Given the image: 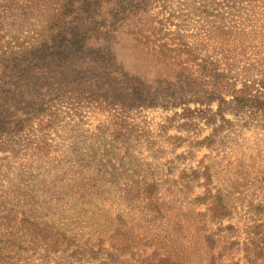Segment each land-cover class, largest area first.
I'll use <instances>...</instances> for the list:
<instances>
[{"label": "rangeland", "instance_id": "obj_1", "mask_svg": "<svg viewBox=\"0 0 264 264\" xmlns=\"http://www.w3.org/2000/svg\"><path fill=\"white\" fill-rule=\"evenodd\" d=\"M63 2L0 0V64L40 68L35 76L72 96L50 125L44 111L23 135L0 138V264H264V110L101 102L92 84L116 86L100 94L140 90L128 79L152 8L81 0L65 17ZM242 4L173 0L168 11L203 55L259 75L264 41L251 23L243 44L237 28L245 9L264 0ZM13 44L27 66L7 51ZM120 68L131 71L122 78ZM36 226L63 233L61 248Z\"/></svg>", "mask_w": 264, "mask_h": 264}, {"label": "trees", "instance_id": "obj_2", "mask_svg": "<svg viewBox=\"0 0 264 264\" xmlns=\"http://www.w3.org/2000/svg\"><path fill=\"white\" fill-rule=\"evenodd\" d=\"M81 0H64L60 5L62 15L70 17L77 12ZM261 0H259L260 2ZM243 0H232L233 9L243 6ZM148 10L145 15L140 36L134 46L138 66L133 69L128 81L143 91L135 93L111 91L100 94L107 88H115L114 84L102 83L95 85L99 89L93 96L105 102L121 103L130 106H150L152 103L180 105L186 102L219 101L232 102L236 109L257 108L264 110V70L255 74L251 68L244 66L243 72H238L239 64L230 58H213L203 53L185 38L180 32L181 24L175 19L180 18L176 11L170 10L173 0H146ZM245 6V5H244ZM259 9V10H258ZM261 10V11H260ZM168 11V12H167ZM245 15L239 18L237 30L243 29L240 42L248 43L245 27L251 25L257 28L264 41V5L247 7ZM148 12V11H146ZM259 20V21H258ZM241 24V26H240ZM239 32H235L238 35ZM7 51L16 57L22 54L23 67L27 66L29 56L21 47L13 44ZM18 68V69H17ZM111 69V68H109ZM32 73H20L19 66L12 60L5 65L0 64V138L11 136L10 140L23 135L38 120L41 122L42 112L53 114L50 125L56 118L55 110L66 99L71 98L68 92L46 84V77ZM129 68H120L117 73L124 77ZM131 71V70H129ZM91 81H86L90 83ZM91 85V86H92ZM33 88L43 90V93H29ZM147 91V93H146ZM159 92V94H158ZM142 94L143 96H139ZM230 97V99H228ZM218 211V207H217ZM35 231L43 238H50L53 250L61 248L60 239L65 235L54 232L42 226H36ZM58 236L52 240V237ZM162 264H177L170 258H162Z\"/></svg>", "mask_w": 264, "mask_h": 264}]
</instances>
